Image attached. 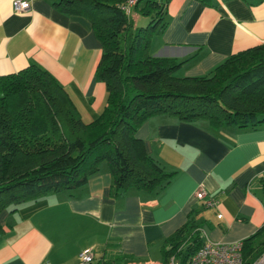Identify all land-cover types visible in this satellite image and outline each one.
Returning a JSON list of instances; mask_svg holds the SVG:
<instances>
[{
    "label": "crops",
    "instance_id": "1",
    "mask_svg": "<svg viewBox=\"0 0 264 264\" xmlns=\"http://www.w3.org/2000/svg\"><path fill=\"white\" fill-rule=\"evenodd\" d=\"M12 1L0 0V74L36 62L65 87L85 121L97 117L107 90L95 74L101 45L89 21L60 12L51 0H29L24 11ZM131 18L147 21L135 10ZM167 20L149 50L181 60L178 76L207 75L231 53L264 42V0H169ZM136 134L174 171L169 183L112 196L101 161L84 184L0 212V264H75L89 247L106 261L117 254L159 260L162 241L190 212L212 242L242 241L264 223V125L215 129L206 119L157 113ZM199 187L207 192L202 200L195 197ZM210 197L216 207L206 206Z\"/></svg>",
    "mask_w": 264,
    "mask_h": 264
},
{
    "label": "trees",
    "instance_id": "2",
    "mask_svg": "<svg viewBox=\"0 0 264 264\" xmlns=\"http://www.w3.org/2000/svg\"><path fill=\"white\" fill-rule=\"evenodd\" d=\"M124 1L51 0L60 12L87 19L101 45L95 74L107 97L94 119L85 121L65 87L36 62L0 74V212L84 184L103 160L112 196L166 185L174 171L150 155L136 134L153 114L202 118L215 129L264 125V42L231 53L207 75L178 76L181 60L149 50L153 35L168 23L169 0H136L132 11L147 17L141 25L121 7ZM260 181L264 202V175ZM4 231L0 223V234ZM204 242L190 212L162 241L161 260L175 255L185 262ZM263 252L264 223L242 240V264ZM128 258L117 254L111 263L125 264ZM107 262L100 257L87 264Z\"/></svg>",
    "mask_w": 264,
    "mask_h": 264
},
{
    "label": "built area",
    "instance_id": "3",
    "mask_svg": "<svg viewBox=\"0 0 264 264\" xmlns=\"http://www.w3.org/2000/svg\"><path fill=\"white\" fill-rule=\"evenodd\" d=\"M136 0H125L121 7L127 12L131 13ZM12 6L15 11H24L30 7L29 0H13ZM207 195L203 187H199L195 191V197L202 200ZM217 199L210 197L205 201L206 206L216 207ZM218 212L217 216L221 217ZM96 260L95 251L93 248L83 249L75 264H87ZM242 241L233 242H212L205 240L203 245L196 250L185 262H182L175 255H171L166 261L161 259L153 260L150 258H129L125 264H242ZM43 264H51L46 261ZM251 264H264V252L254 259Z\"/></svg>",
    "mask_w": 264,
    "mask_h": 264
},
{
    "label": "rangeland",
    "instance_id": "4",
    "mask_svg": "<svg viewBox=\"0 0 264 264\" xmlns=\"http://www.w3.org/2000/svg\"><path fill=\"white\" fill-rule=\"evenodd\" d=\"M145 23H146V22H145ZM145 23H144V24H145ZM138 25H141V24H138ZM103 161L106 162V160H103ZM157 257L160 258V256H157ZM108 262H109V263H108ZM108 262H107V264H112V263H111V260H108Z\"/></svg>",
    "mask_w": 264,
    "mask_h": 264
}]
</instances>
